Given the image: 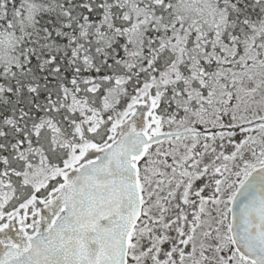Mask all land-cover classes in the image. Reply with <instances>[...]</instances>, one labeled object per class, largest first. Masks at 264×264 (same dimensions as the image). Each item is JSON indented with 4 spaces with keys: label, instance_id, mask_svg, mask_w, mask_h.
I'll return each mask as SVG.
<instances>
[{
    "label": "snow or ice",
    "instance_id": "1",
    "mask_svg": "<svg viewBox=\"0 0 264 264\" xmlns=\"http://www.w3.org/2000/svg\"><path fill=\"white\" fill-rule=\"evenodd\" d=\"M0 264H264V0H0Z\"/></svg>",
    "mask_w": 264,
    "mask_h": 264
}]
</instances>
